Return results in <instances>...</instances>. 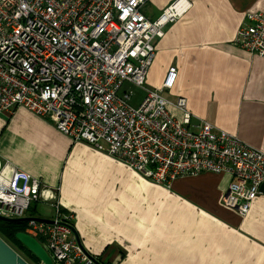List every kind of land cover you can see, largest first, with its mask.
Wrapping results in <instances>:
<instances>
[{"label":"built area","instance_id":"obj_1","mask_svg":"<svg viewBox=\"0 0 264 264\" xmlns=\"http://www.w3.org/2000/svg\"><path fill=\"white\" fill-rule=\"evenodd\" d=\"M149 1L0 0V116L24 109L72 143L88 145L158 186L203 173L225 175L230 182L222 205L244 217L261 194L264 154L209 123L193 125L184 98L164 97L174 86L175 67L159 88L144 86L154 41L189 8L175 0L149 21L141 12ZM235 43L264 58V18L246 14ZM125 83L144 92L138 106L128 104L131 91L118 96ZM34 205L47 206L51 218L25 222L23 232L53 264H106L82 247L58 189L0 162V217H29Z\"/></svg>","mask_w":264,"mask_h":264},{"label":"crops","instance_id":"obj_2","mask_svg":"<svg viewBox=\"0 0 264 264\" xmlns=\"http://www.w3.org/2000/svg\"><path fill=\"white\" fill-rule=\"evenodd\" d=\"M174 1L150 0L141 12L154 21ZM184 1L189 8L154 41L146 87L159 88L175 67L164 97L184 98L193 125L209 123L264 154V58L235 43L246 14L264 18V0ZM0 162L58 189L82 247L106 264H151L162 251L179 264H264V194L240 217L222 205L225 175L158 186L21 108L0 116ZM47 210L38 218L48 221Z\"/></svg>","mask_w":264,"mask_h":264},{"label":"water","instance_id":"obj_3","mask_svg":"<svg viewBox=\"0 0 264 264\" xmlns=\"http://www.w3.org/2000/svg\"><path fill=\"white\" fill-rule=\"evenodd\" d=\"M260 193L264 194V183L260 185ZM30 220L37 222H48L39 218L23 217L19 219H5L0 217V221L6 223H25ZM16 241L31 253L40 264H53L42 246L31 236L24 232L15 234ZM0 264H28L11 246L0 238Z\"/></svg>","mask_w":264,"mask_h":264},{"label":"rangeland","instance_id":"obj_4","mask_svg":"<svg viewBox=\"0 0 264 264\" xmlns=\"http://www.w3.org/2000/svg\"><path fill=\"white\" fill-rule=\"evenodd\" d=\"M144 86L146 87V83ZM124 91H131L132 93L130 101L128 102V104L131 107L138 106L144 97V92L141 89L134 87L130 84L125 83L122 86L121 90L119 91L118 96L121 97V94ZM47 208L48 207L44 205H34L32 207L33 211L26 213V216H31L32 218L47 217L50 214L48 213ZM118 250H119V247H118ZM120 256L124 257L125 254L124 255L120 254ZM153 262L154 263H151V264H179V259H178V255L174 253L173 251H168V252L162 251L160 253H156V255L153 256Z\"/></svg>","mask_w":264,"mask_h":264},{"label":"trees","instance_id":"obj_5","mask_svg":"<svg viewBox=\"0 0 264 264\" xmlns=\"http://www.w3.org/2000/svg\"><path fill=\"white\" fill-rule=\"evenodd\" d=\"M30 211H33L32 207L27 213ZM25 226V223L14 224L0 221V238L11 246L28 264H40V262L15 239V234L23 232ZM119 259H121V256Z\"/></svg>","mask_w":264,"mask_h":264}]
</instances>
